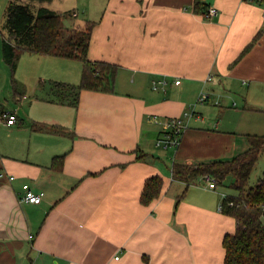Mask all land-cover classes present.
I'll return each instance as SVG.
<instances>
[{
	"label": "crops",
	"instance_id": "1",
	"mask_svg": "<svg viewBox=\"0 0 264 264\" xmlns=\"http://www.w3.org/2000/svg\"><path fill=\"white\" fill-rule=\"evenodd\" d=\"M9 1L0 0V27ZM20 1L72 17L80 11L59 7L95 8L85 13L96 22L88 56L118 69L113 92L77 94L78 84L58 81L83 70L76 59L26 51L13 72L0 29V264H224L223 238L237 222L219 208L220 192L231 191L187 185L172 165L232 159L257 134L206 123L218 110L198 97L224 95L218 113L264 111V0H205L213 16L194 0ZM162 77L167 85L154 88ZM174 117L185 129L172 152L156 141ZM156 174L162 190L143 203ZM24 183L45 192L40 203L22 200Z\"/></svg>",
	"mask_w": 264,
	"mask_h": 264
},
{
	"label": "trees",
	"instance_id": "2",
	"mask_svg": "<svg viewBox=\"0 0 264 264\" xmlns=\"http://www.w3.org/2000/svg\"><path fill=\"white\" fill-rule=\"evenodd\" d=\"M194 8L197 12L206 13L208 4L205 0H194ZM70 15L71 12H58L47 7L35 10L28 3L10 0L2 23L7 29L2 39L5 62L14 72L19 57L26 51L78 59L83 63V70L81 81L75 86L77 94L82 89L113 92L118 65L94 61L88 56L96 22L87 20L84 24L67 27L63 21ZM32 127L62 131L57 126L48 127L42 122H34ZM248 139V149L232 159L197 164L174 162L172 165L173 178L183 180L187 185L205 174H211L218 185H223L232 176L229 186L236 193L227 194L221 210L234 216L237 223L235 230L226 233L223 238L224 264H264V174L254 185H249L252 170L264 153V134H248ZM60 157L63 156L55 159ZM163 181L158 174L148 177L141 201L150 203L158 197ZM231 201L234 203L231 204Z\"/></svg>",
	"mask_w": 264,
	"mask_h": 264
},
{
	"label": "rangeland",
	"instance_id": "3",
	"mask_svg": "<svg viewBox=\"0 0 264 264\" xmlns=\"http://www.w3.org/2000/svg\"><path fill=\"white\" fill-rule=\"evenodd\" d=\"M59 8L62 11H66V10L67 11L68 10L73 11L74 9L76 11H78V10L80 11V15L78 17L66 16L64 18L63 22L67 27H73L75 23L84 24L85 19L90 17L89 15H98V13H99V12H97L96 14H93L94 13L93 11L95 10V8H88V12H85V10L83 11L82 7H80V8H78L76 6L73 7V6H71V4H66L65 6H61ZM85 13L89 17H86ZM83 21H84V23H83ZM77 25H79V24H77ZM0 29H1L2 35H3V33H7V29L5 27H3L2 25H1ZM71 62H75V64H77V66H80V65L83 66V63L78 59L71 61ZM73 68H74L73 70H67V71H69L68 75L60 72L61 75L58 77V81H62V82L66 81L63 78H67L69 81H66V82H68L70 84V85H68L69 88H70V86H72L74 84H79L81 81L82 70H80L79 67H77V68L73 67ZM64 71H65V69H64ZM48 81H50V80H48ZM203 92H207V91H203ZM206 103L209 106L216 108L218 110V111L208 112L207 114L204 113V115H205L204 119H205L206 123L213 122L216 124L218 122L219 125H221L223 127H229L231 129H235L234 127H236L237 124H241L245 127H248L249 129H251L250 130L251 133L264 134V111H252L250 113H247L246 115H240L238 113H234L233 111H229V110H226L225 113H218L219 110H221L222 108H225L224 106L229 103L227 101L226 97L224 95H221V94H211L210 98L207 100ZM158 146H160V145H158ZM160 147H162V146H160ZM163 148H165V147H163ZM169 148H170V151L173 150L172 152H175L174 147H169ZM263 174H264V153L261 154L257 164L255 165V167L252 170L250 180H249V185H254L257 182V180ZM231 180H232V176H229L223 185H218L221 188L220 191H222V190H224L225 192L231 191L232 193L235 194L236 191L233 190L229 186V183ZM197 181L201 184L207 183V181L203 177H199V179ZM220 193H218V195L220 194V197H222V192H220Z\"/></svg>",
	"mask_w": 264,
	"mask_h": 264
},
{
	"label": "built area",
	"instance_id": "4",
	"mask_svg": "<svg viewBox=\"0 0 264 264\" xmlns=\"http://www.w3.org/2000/svg\"><path fill=\"white\" fill-rule=\"evenodd\" d=\"M218 13V9L214 6H210L207 14L209 16H213ZM213 79V76L210 75L206 78L207 81H210ZM176 84H179L181 82L180 78H176L174 80ZM168 80L166 77H162L160 79H155L153 81V87L158 88L159 86H164L167 85ZM210 98V94L208 92H202L199 97L198 101L199 102H205ZM189 114V113H188ZM186 113V115H188ZM1 117L6 120L8 124H14L16 122V114L12 112V110H3L1 112ZM163 125V130L159 137L157 138L156 144L160 145L165 148L169 147H178L181 142V137L185 129V123L183 122L182 118L179 117H174V118H169L165 121L162 122ZM10 178L13 179L15 178L14 175H10ZM205 180L207 181V185L209 188H217L218 184L215 180V178L211 174H205L203 176ZM24 188V194L22 196V200L26 202H31V203H40L45 195V192L43 190L41 191H35L29 183H24L23 184ZM223 197L226 198L227 194L222 193ZM234 202L231 201V204ZM223 203H220L219 208L222 209Z\"/></svg>",
	"mask_w": 264,
	"mask_h": 264
}]
</instances>
